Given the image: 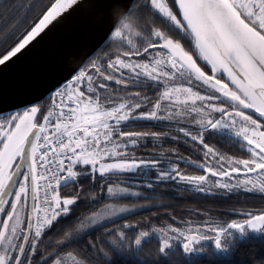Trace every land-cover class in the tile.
Masks as SVG:
<instances>
[{
	"label": "snow or ice",
	"instance_id": "1",
	"mask_svg": "<svg viewBox=\"0 0 264 264\" xmlns=\"http://www.w3.org/2000/svg\"><path fill=\"white\" fill-rule=\"evenodd\" d=\"M165 187L264 201V0H0V264H264Z\"/></svg>",
	"mask_w": 264,
	"mask_h": 264
},
{
	"label": "trees",
	"instance_id": "2",
	"mask_svg": "<svg viewBox=\"0 0 264 264\" xmlns=\"http://www.w3.org/2000/svg\"><path fill=\"white\" fill-rule=\"evenodd\" d=\"M55 0H52L54 2ZM42 3L47 4L48 0H41ZM38 22V21H37ZM227 150L238 152L237 148H232L228 146ZM71 186L68 188L63 189V191H69ZM155 195L159 196L160 199L164 200L165 202L172 203L177 209L186 206H198L202 209L210 210L212 216L217 219L227 218L229 216H234L235 213L230 211L235 207L237 211L240 209L246 210H253L264 207V201L258 196H253L249 194H242L240 196H233L231 198H226L223 196L217 197H204L199 193H192L187 191H182L181 193H177L172 188H162L155 193ZM137 202L135 198L130 200L121 201V203H134ZM183 214V213H178ZM150 215V213L146 211H142L135 216L131 217L133 220H141L142 218ZM157 246V240L153 238L149 243L144 245L146 252H151Z\"/></svg>",
	"mask_w": 264,
	"mask_h": 264
},
{
	"label": "water",
	"instance_id": "3",
	"mask_svg": "<svg viewBox=\"0 0 264 264\" xmlns=\"http://www.w3.org/2000/svg\"><path fill=\"white\" fill-rule=\"evenodd\" d=\"M76 19H77V14L74 13L72 16L68 17L67 20L61 22V24L53 28L51 32L48 33L47 37H45V39L41 41L40 45H38L37 50L41 53L49 51L61 37L67 34V32L70 30L69 24L71 22H75ZM98 39H99L98 35L91 36L86 41V43H88L89 46H92L97 42Z\"/></svg>",
	"mask_w": 264,
	"mask_h": 264
},
{
	"label": "rangeland",
	"instance_id": "4",
	"mask_svg": "<svg viewBox=\"0 0 264 264\" xmlns=\"http://www.w3.org/2000/svg\"><path fill=\"white\" fill-rule=\"evenodd\" d=\"M189 171H193V172H195L196 170H195V169H189Z\"/></svg>",
	"mask_w": 264,
	"mask_h": 264
}]
</instances>
